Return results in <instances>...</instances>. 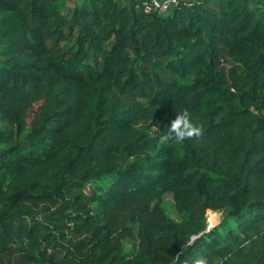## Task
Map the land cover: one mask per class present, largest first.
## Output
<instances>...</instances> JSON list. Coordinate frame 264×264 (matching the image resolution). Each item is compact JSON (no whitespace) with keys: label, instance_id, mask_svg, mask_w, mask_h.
Instances as JSON below:
<instances>
[{"label":"trees","instance_id":"1","mask_svg":"<svg viewBox=\"0 0 264 264\" xmlns=\"http://www.w3.org/2000/svg\"><path fill=\"white\" fill-rule=\"evenodd\" d=\"M145 1L0 0V264H264V0Z\"/></svg>","mask_w":264,"mask_h":264},{"label":"clouds","instance_id":"2","mask_svg":"<svg viewBox=\"0 0 264 264\" xmlns=\"http://www.w3.org/2000/svg\"><path fill=\"white\" fill-rule=\"evenodd\" d=\"M201 133L202 128L193 123L189 113L185 110L177 112L175 118L166 126L161 137V142L165 144H182L187 139L199 136ZM197 264H203V262L198 261Z\"/></svg>","mask_w":264,"mask_h":264},{"label":"rangeland","instance_id":"3","mask_svg":"<svg viewBox=\"0 0 264 264\" xmlns=\"http://www.w3.org/2000/svg\"><path fill=\"white\" fill-rule=\"evenodd\" d=\"M122 2L124 3L123 0ZM163 205L167 216L171 220L175 222H180L182 220L181 215L178 213L176 209L174 197L172 194L168 193L164 196ZM213 216L214 218L211 220V223H209V226H211L210 228L217 226L222 221L224 214L222 212H209L207 215V219Z\"/></svg>","mask_w":264,"mask_h":264},{"label":"built area","instance_id":"4","mask_svg":"<svg viewBox=\"0 0 264 264\" xmlns=\"http://www.w3.org/2000/svg\"><path fill=\"white\" fill-rule=\"evenodd\" d=\"M179 0H150L145 1L143 4L146 12H158L160 14H166L171 12L177 5Z\"/></svg>","mask_w":264,"mask_h":264},{"label":"crops","instance_id":"5","mask_svg":"<svg viewBox=\"0 0 264 264\" xmlns=\"http://www.w3.org/2000/svg\"><path fill=\"white\" fill-rule=\"evenodd\" d=\"M124 1V4H129L131 3L132 0H123ZM187 1H191V0H187Z\"/></svg>","mask_w":264,"mask_h":264},{"label":"water","instance_id":"6","mask_svg":"<svg viewBox=\"0 0 264 264\" xmlns=\"http://www.w3.org/2000/svg\"><path fill=\"white\" fill-rule=\"evenodd\" d=\"M174 11V10H173ZM208 229H210V227H208Z\"/></svg>","mask_w":264,"mask_h":264},{"label":"bare ground","instance_id":"7","mask_svg":"<svg viewBox=\"0 0 264 264\" xmlns=\"http://www.w3.org/2000/svg\"><path fill=\"white\" fill-rule=\"evenodd\" d=\"M211 223V222H210Z\"/></svg>","mask_w":264,"mask_h":264}]
</instances>
